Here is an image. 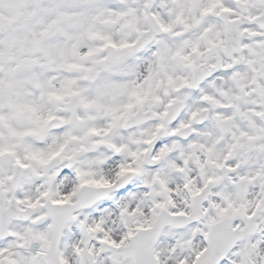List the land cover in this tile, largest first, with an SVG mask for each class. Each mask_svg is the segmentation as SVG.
Returning a JSON list of instances; mask_svg holds the SVG:
<instances>
[{
    "label": "snow or ice",
    "instance_id": "snow-or-ice-1",
    "mask_svg": "<svg viewBox=\"0 0 264 264\" xmlns=\"http://www.w3.org/2000/svg\"><path fill=\"white\" fill-rule=\"evenodd\" d=\"M0 264H264V0H0Z\"/></svg>",
    "mask_w": 264,
    "mask_h": 264
}]
</instances>
